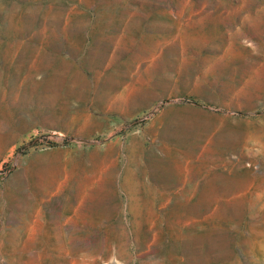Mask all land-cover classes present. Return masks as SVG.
Wrapping results in <instances>:
<instances>
[{"label":"rangeland","instance_id":"obj_1","mask_svg":"<svg viewBox=\"0 0 264 264\" xmlns=\"http://www.w3.org/2000/svg\"><path fill=\"white\" fill-rule=\"evenodd\" d=\"M0 264H264V0H0Z\"/></svg>","mask_w":264,"mask_h":264},{"label":"crops","instance_id":"obj_2","mask_svg":"<svg viewBox=\"0 0 264 264\" xmlns=\"http://www.w3.org/2000/svg\"><path fill=\"white\" fill-rule=\"evenodd\" d=\"M65 159H66V157H63L62 160H60V161H64L65 162ZM37 160L39 162H41V163H48V162H50L49 161L50 159H48V157H45V156H42V157H40V159H37ZM111 163H112V165L111 164H107V165H104V166L101 165L100 166V171L101 172H106V173H108L110 171H112L113 173H119L120 170L122 169V167L118 164L119 163L118 160H115L114 159V156H113V160H112ZM119 177L117 179H119ZM122 177L123 176H121L120 179H122ZM106 178H108V177H106Z\"/></svg>","mask_w":264,"mask_h":264},{"label":"built area","instance_id":"obj_3","mask_svg":"<svg viewBox=\"0 0 264 264\" xmlns=\"http://www.w3.org/2000/svg\"><path fill=\"white\" fill-rule=\"evenodd\" d=\"M46 144H48V143H46ZM4 167H6V166H4Z\"/></svg>","mask_w":264,"mask_h":264}]
</instances>
